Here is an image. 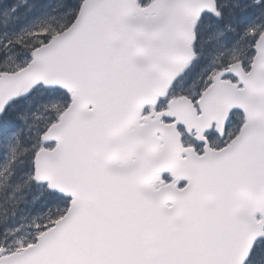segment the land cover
I'll return each instance as SVG.
<instances>
[{
  "label": "snow or ice",
  "instance_id": "snow-or-ice-1",
  "mask_svg": "<svg viewBox=\"0 0 264 264\" xmlns=\"http://www.w3.org/2000/svg\"><path fill=\"white\" fill-rule=\"evenodd\" d=\"M0 264H264V0H0Z\"/></svg>",
  "mask_w": 264,
  "mask_h": 264
}]
</instances>
